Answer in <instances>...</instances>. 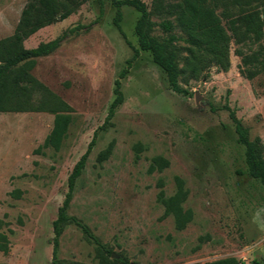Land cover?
<instances>
[{
  "label": "rangeland",
  "instance_id": "374dc122",
  "mask_svg": "<svg viewBox=\"0 0 264 264\" xmlns=\"http://www.w3.org/2000/svg\"><path fill=\"white\" fill-rule=\"evenodd\" d=\"M26 1L0 0V38L13 33ZM143 1L151 7L152 0ZM114 16L111 0H88L24 41L30 48L66 33L54 52L37 58L32 72L74 112L58 150L39 149L53 127L52 113L0 112V219L10 241V251H0V264H52L53 221L68 176L96 131L68 209L89 234L73 220L68 223L60 259L98 264L100 242L112 259L128 264H204L230 256L264 264V187L247 173L244 147L227 109L234 110L251 139L264 142V72L253 79L242 76L232 41L227 70L211 64L195 77L186 72L179 80L186 93H177L151 53L140 50L121 79L123 102L111 124L100 129L115 98V80L132 57V46L139 47L134 31L139 12L122 6L126 39ZM155 33L162 31L156 27ZM256 48L243 46L245 52ZM111 141L112 154L99 163L98 153ZM137 143L142 150H135ZM156 155L170 165L150 173ZM175 176L184 179V207L193 211L183 230L164 216L157 198L160 181L167 195L176 191Z\"/></svg>",
  "mask_w": 264,
  "mask_h": 264
},
{
  "label": "trees",
  "instance_id": "16d2710c",
  "mask_svg": "<svg viewBox=\"0 0 264 264\" xmlns=\"http://www.w3.org/2000/svg\"><path fill=\"white\" fill-rule=\"evenodd\" d=\"M88 0H27L13 33L0 38V112L47 111L54 115L53 127L39 149L52 147L60 149L73 120V107L59 95L49 89L34 74L33 69L39 57L54 52L66 33L49 41H41L34 47H26L24 41L39 29L62 21ZM102 3V0H99ZM115 6L114 25L126 39L121 27L122 6L129 5L139 12L134 31L139 47L133 48V55L127 60V66L115 80V98L110 104L105 123L100 129L111 124L116 108L123 102L121 79L127 73L131 63L139 56L140 50L149 51L153 62L166 74L169 88L177 93H186L179 80L186 72L197 76L211 64L222 70L230 66V44L237 47L235 54L241 57L239 71L242 76L253 79L264 72V0H152L151 7L143 0H111ZM222 8L220 13L217 12ZM156 16L159 20H154ZM224 21V22H223ZM159 27L162 34H156ZM179 31L180 33H178ZM182 41L185 45L179 44ZM130 44V42L127 40ZM131 45V44H130ZM257 45L256 49L245 52L243 46ZM182 52H186L185 56ZM180 62L183 66L180 67ZM229 109L234 124L237 141L244 147V161L247 173L264 187V142L261 137H249L248 129ZM98 131L94 133L86 151L75 163L68 176V191L53 221V259L52 264H87L79 261L65 262L58 257L60 237L64 227L72 220L79 221L68 214L76 181L82 174L88 156L96 143ZM114 141L101 150L97 161L102 163L113 152ZM136 151L143 149L141 143L134 146ZM139 158V154L136 155ZM170 165V160L162 155L153 156L148 172L162 171ZM176 191L167 195L163 182H159L158 201L164 207V216H172L177 230H183L193 219V211L184 207L188 196L185 181L175 176ZM89 234L86 226H82ZM11 231V230H10ZM0 251H10L8 234L2 230L0 219ZM111 250L98 242L96 257L98 264H128L126 260L111 258ZM204 264H244L240 259L230 256Z\"/></svg>",
  "mask_w": 264,
  "mask_h": 264
}]
</instances>
